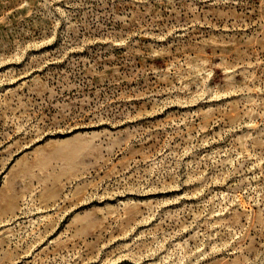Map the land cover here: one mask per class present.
<instances>
[{"label": "rangeland", "instance_id": "rangeland-1", "mask_svg": "<svg viewBox=\"0 0 264 264\" xmlns=\"http://www.w3.org/2000/svg\"><path fill=\"white\" fill-rule=\"evenodd\" d=\"M0 264H264V0H0Z\"/></svg>", "mask_w": 264, "mask_h": 264}]
</instances>
